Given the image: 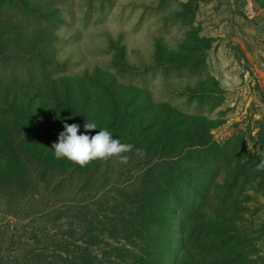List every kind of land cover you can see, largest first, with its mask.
<instances>
[{
    "label": "rangeland",
    "instance_id": "1",
    "mask_svg": "<svg viewBox=\"0 0 264 264\" xmlns=\"http://www.w3.org/2000/svg\"><path fill=\"white\" fill-rule=\"evenodd\" d=\"M261 154L264 0H0V264H264Z\"/></svg>",
    "mask_w": 264,
    "mask_h": 264
},
{
    "label": "clouds",
    "instance_id": "2",
    "mask_svg": "<svg viewBox=\"0 0 264 264\" xmlns=\"http://www.w3.org/2000/svg\"><path fill=\"white\" fill-rule=\"evenodd\" d=\"M63 127L64 130L59 133L58 141L51 146L56 159L66 158L80 167H85L96 160L107 161L113 157L118 158L123 164L128 163L129 157L126 153L131 152L134 145L122 143L114 138L108 129H100L95 135L90 136L86 133L97 129V124L94 122L87 121L83 126L85 132L80 134H78L80 132L78 124L65 123ZM137 152L142 153V150L137 149ZM256 169L264 170V159H261Z\"/></svg>",
    "mask_w": 264,
    "mask_h": 264
},
{
    "label": "trees",
    "instance_id": "3",
    "mask_svg": "<svg viewBox=\"0 0 264 264\" xmlns=\"http://www.w3.org/2000/svg\"><path fill=\"white\" fill-rule=\"evenodd\" d=\"M57 141L58 140H54L52 138L46 137L45 139L38 140V141H33V140L32 141L31 140L27 141L26 140L21 145H24V147L26 149V152L29 155H32V156H35V157H43V158L46 159L45 160L46 163L51 165V164H54V162L56 160L55 155H54V150L51 148V146H52V144L54 142H57ZM68 162H70V161H68L66 158H64V160L61 161V164L62 165L70 164ZM91 163L93 164L94 162H91ZM91 163H89V164H91ZM83 168L84 167H82V169ZM88 172H89V170H88ZM47 177H51V176L47 175ZM80 261L84 262L85 264H89L88 261L82 260V259H79L78 262L77 263L75 262L74 264H79ZM132 264H148V259H147L146 256H136V257L133 258Z\"/></svg>",
    "mask_w": 264,
    "mask_h": 264
}]
</instances>
